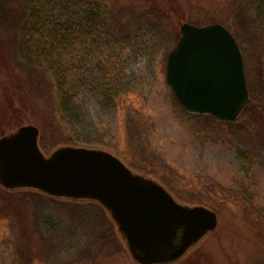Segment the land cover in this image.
Returning <instances> with one entry per match:
<instances>
[{"label":"rangeland","instance_id":"1","mask_svg":"<svg viewBox=\"0 0 264 264\" xmlns=\"http://www.w3.org/2000/svg\"><path fill=\"white\" fill-rule=\"evenodd\" d=\"M4 1L6 6H0V137L18 127L33 125L39 129L41 151L49 155L64 144H59L60 131L50 130L48 105L38 101L36 105L30 84L17 74L14 64L19 33L12 20L16 4ZM113 2L124 7L153 8L165 14L174 33L140 29L132 34L131 42L112 41L109 36L102 40L78 37L67 51L60 52L61 59L73 62L67 78L73 103L60 120L67 136L74 140L69 145L101 149L116 156L122 153L129 161L123 162L132 170L146 176L149 175L143 170L156 173L158 177L152 178L178 202H210L208 208L216 212L218 219L215 231L175 264H264V229L258 224L264 222V146L241 142L238 136L249 128L245 120L225 128L204 117L188 115L165 81L166 56L176 42H172L174 34L178 32L179 36L180 25L224 21L231 25L227 19L228 3ZM230 3L246 81L248 76L250 87L257 90L256 98L260 100L257 107L264 110V29L252 31L251 21L242 14L241 6L236 0ZM129 118L140 128L128 131ZM99 216L85 209L72 213L64 205L42 198L27 197L20 205L0 192V264H51L47 254L61 247L57 244L65 238L72 245L69 256H58L60 264H69L66 262L79 258L83 252L96 254L102 247L94 228L102 221ZM46 222L58 225L53 243L44 229ZM117 237L127 256L97 264H136Z\"/></svg>","mask_w":264,"mask_h":264},{"label":"water","instance_id":"2","mask_svg":"<svg viewBox=\"0 0 264 264\" xmlns=\"http://www.w3.org/2000/svg\"><path fill=\"white\" fill-rule=\"evenodd\" d=\"M165 81L188 115L222 124L236 122L250 103L242 52L222 24H181L166 56ZM39 135L24 125L0 137V187L98 204L134 263L175 264L215 231V211L178 202L112 153L63 145L45 155Z\"/></svg>","mask_w":264,"mask_h":264},{"label":"trees","instance_id":"3","mask_svg":"<svg viewBox=\"0 0 264 264\" xmlns=\"http://www.w3.org/2000/svg\"><path fill=\"white\" fill-rule=\"evenodd\" d=\"M12 1L16 4L14 9L15 17L12 20L19 33L15 51V69L17 70V74L21 76V79L26 81L28 85L30 84L29 86L36 97V105L37 101L38 104L44 103L48 105L50 111V130L60 131L59 144L64 145L74 144L73 138L67 136L60 124L61 115L64 110L68 109L73 103L74 94L67 84L68 75L73 70L71 68L73 62L69 61V58L61 59L60 52L62 50L67 51L69 45L78 37L102 40L105 36H109L112 41L113 39H125L126 42L130 41L132 34L140 29L169 32L170 35L174 33L165 14L155 11L153 8L145 9L144 6L135 7L133 5L124 7L114 3L113 0ZM225 2L228 3L227 10L229 11L227 12V19H229L231 25L225 21L221 24L235 37L233 33L235 22L232 20L233 14L230 11L232 4L230 0H225ZM236 2L243 9L242 14L248 18L247 20L251 21L250 29L254 32L255 30L262 31L264 29V0H236ZM0 6H6V2L0 0ZM1 17L2 15H0ZM6 19L4 18L2 22L5 23ZM177 38L178 32L174 34L172 42H175ZM62 67H64V70ZM247 84L250 103L236 122L222 124L209 116H191L204 117L225 128L233 127L239 120H245L248 124L246 126H249V128L238 136L241 142L243 141L253 146L258 144L259 146H264V110L257 107L258 103L260 105V100L256 98L257 90L253 91L250 87L248 76ZM262 99L264 102V98ZM261 106L263 108L264 104ZM128 123H130L127 125L128 131H135L140 128L137 127V124L131 118H129ZM42 145L45 146L46 144ZM117 154L122 161L125 163L129 162L128 159L123 157L122 153ZM143 171H146L151 177H158L153 171ZM0 192L6 198L17 200L20 205L24 204L27 197L32 199L42 198L48 203L64 205L72 213L85 209L87 213L94 212L100 215L99 218L102 221L98 223L99 226L94 228L98 231L102 247L99 248L96 254H91L89 251L83 252L79 258H72V261L66 263L97 264L102 260L127 256L126 251L120 245L114 224L107 213L108 218L105 216V210L98 204L93 202L58 200L30 190L9 191L0 187ZM201 205L207 208L208 206L211 207L210 202ZM253 221L256 222V220ZM258 224H261L260 226L264 229V222H259ZM45 225L44 229L50 234L48 239L53 243V240L56 241L57 239L55 227L58 228V225H51L47 222ZM59 245L61 247L47 254L48 258L52 260L51 264H60L58 262L60 257L70 255L68 248L72 244L68 242L67 238L59 241L57 246Z\"/></svg>","mask_w":264,"mask_h":264}]
</instances>
